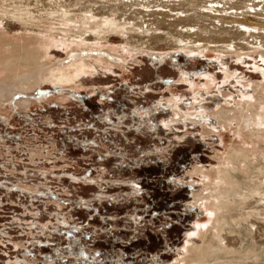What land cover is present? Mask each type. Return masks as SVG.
I'll use <instances>...</instances> for the list:
<instances>
[{
  "label": "rangeland",
  "instance_id": "rangeland-1",
  "mask_svg": "<svg viewBox=\"0 0 264 264\" xmlns=\"http://www.w3.org/2000/svg\"><path fill=\"white\" fill-rule=\"evenodd\" d=\"M66 1L75 15L115 2ZM116 2L118 14L136 9ZM46 22L47 67L85 72L55 85L46 68L0 104V264H180L211 219L193 203L206 191L196 169L217 168L241 140L237 123L223 127L213 112L255 103L264 56L82 41L49 34ZM7 25L6 37L29 32ZM175 112L188 116L172 122Z\"/></svg>",
  "mask_w": 264,
  "mask_h": 264
},
{
  "label": "bare ground",
  "instance_id": "bare-ground-1",
  "mask_svg": "<svg viewBox=\"0 0 264 264\" xmlns=\"http://www.w3.org/2000/svg\"><path fill=\"white\" fill-rule=\"evenodd\" d=\"M30 1L0 0V29L12 21L29 31L11 37L0 31V104L15 92L36 87L46 68L50 75L44 80L55 85H66L85 72L83 63L74 67L75 74L47 67L48 48L54 43L41 36L44 21L53 24L49 34H73L82 41H88L87 35L101 40L119 35L125 44L149 50L162 44L193 54L252 51L264 56V0H120L119 5L136 8L131 14H118L122 9L116 0H104L114 6L100 5L99 12L81 7L77 15L66 0H35V8ZM254 88L255 103L250 98L251 103H239L236 110L213 112L223 127L236 122L241 140L232 144L217 168L196 169L206 177V191L193 194V203L205 208L211 219L193 234L200 242L191 239L186 244L180 264H264V84ZM187 116L175 112L171 121Z\"/></svg>",
  "mask_w": 264,
  "mask_h": 264
}]
</instances>
